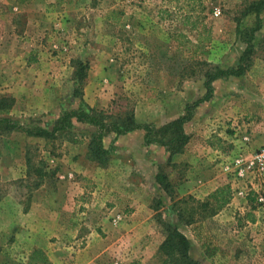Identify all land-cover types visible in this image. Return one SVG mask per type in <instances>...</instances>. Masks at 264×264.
Instances as JSON below:
<instances>
[{"label": "rangeland", "instance_id": "1", "mask_svg": "<svg viewBox=\"0 0 264 264\" xmlns=\"http://www.w3.org/2000/svg\"><path fill=\"white\" fill-rule=\"evenodd\" d=\"M77 1L83 9H92L83 10L87 18L82 13L88 25L81 19H72L64 24L68 30L56 27L51 32L59 51L91 52L90 65L95 71L84 96L93 102L89 107L103 114L107 128L110 123L120 124L127 115L152 130L181 117L186 104L204 95L206 72L236 67L244 49V32L254 26L253 15H241L252 0ZM12 12L16 21L13 19L10 24H15L20 34L15 39L16 47L10 50L23 52L31 39L36 43L46 40L43 31L28 32L30 27L26 28L20 17L22 11ZM9 13L12 14L0 7V17ZM36 21L42 27L43 21ZM259 23L260 29L251 38L252 53L244 73L211 82V97L198 105L190 121L183 124L182 130L189 140L182 153L187 157L183 159L178 157L182 153L176 154L173 156L181 159L174 166L159 165L142 176L134 173L132 179L137 185L146 184L139 195L149 203L151 231L144 235L143 241L147 239L144 244L134 246L138 255L123 264L159 263L157 241L163 235L155 220L175 227L189 243V258L200 264H264V156L247 168V162L264 149V10L259 13ZM76 24L86 30L74 31ZM5 30L3 25L0 34ZM5 33L9 36L10 31ZM11 40L7 39V43ZM101 68L107 70L102 73ZM74 88L64 84L52 91L54 98L61 100L56 108L52 105V116L57 114V108L61 114L79 107L78 98L72 96ZM82 90L83 87L81 96ZM22 101L24 96H19L17 104ZM47 112L8 116L23 127L49 129L55 119ZM70 130L73 135L87 136L95 128L72 121ZM139 132L143 134L142 130ZM63 143L61 139L45 143L16 132L0 138V264H49L41 255L26 261L24 256L29 250L6 244H27L24 232H19L22 215L29 210L50 215L54 204L59 206L54 208L60 211L61 219L72 226H67L61 236L49 227L46 230L34 227L35 244L36 238L44 235L48 242L56 244H122L129 254L132 246L128 242L116 243V236L123 238L126 232L100 230L91 217L95 208L91 206L90 193L96 186L79 174L76 180L81 177L82 187L73 196L71 183L56 178L53 167H47L49 159L59 156L56 151ZM107 149L111 160L113 148ZM24 154L31 166L41 162L48 168L36 189L32 188L34 175L25 176ZM235 160H240L241 177L234 171ZM157 174L167 177L170 198L161 195V189L152 180ZM186 182L194 184L191 193L190 187L184 188L185 193L179 191ZM221 186H228L229 199L215 210L213 203L207 202L209 194ZM204 202L209 207L203 208ZM103 204L101 211L108 215L113 205L108 201ZM121 210L129 209L122 205ZM110 217L107 218L110 227L116 228L119 223L113 226Z\"/></svg>", "mask_w": 264, "mask_h": 264}, {"label": "crops", "instance_id": "2", "mask_svg": "<svg viewBox=\"0 0 264 264\" xmlns=\"http://www.w3.org/2000/svg\"><path fill=\"white\" fill-rule=\"evenodd\" d=\"M64 1L65 3H63ZM0 7L7 8L12 13L0 17L1 28L4 25L5 32L10 31L9 36L5 32L0 34V40H2L0 42V95L11 97L14 101L8 114L18 113L19 116H25L48 111L47 113L51 114V118L56 120L60 115V109L57 108V114L52 116L54 114L52 105H55L56 108L60 105L61 100L59 97L54 98L52 91L62 88L64 84L73 85L75 82L73 79L75 62L86 65L81 99L88 107L91 106L92 100L88 101L84 96L86 86L92 82L91 73L95 71L90 65L91 52L87 50L85 52L82 50L59 51V44L54 42L56 38L51 30L56 29V27L57 29L68 30L64 24H68L67 21L70 23L73 21L72 19H81L83 24L88 25L89 22H84L82 13L83 10L92 11V9H83L77 0H0ZM12 11H22L20 17L22 22L26 24V28L30 27L28 32L43 31L44 35L47 36L46 40L36 43L31 42V39L28 43L29 47L23 52L14 49L16 47L15 39L20 31L15 24H10V22L16 21L14 18L16 14ZM83 15L85 14L83 13ZM85 18H87L86 15ZM7 19L12 20L8 21ZM36 19L43 21L42 27ZM82 28L86 30L83 25L76 24L74 31H81ZM15 29L17 30L14 31ZM22 34L25 35V32ZM12 36L14 40H11ZM7 39H10L11 42L7 43ZM80 40L76 39L75 41ZM74 44L78 45V43ZM30 46L33 48L31 49ZM11 47H14L13 50H10ZM106 70L101 68L102 73ZM19 96L25 98L21 104H17ZM70 135L72 140H64L65 143L59 146L56 151L59 156L55 159H49L47 167H53L56 178L65 179L67 184L71 183L69 188L70 190L73 189L70 193L73 196L74 193L81 190L82 186H79L81 177H85L96 186L90 193L92 196L91 206L95 208L91 217L96 225L101 227L100 230L110 228V230L114 229L115 232H126L123 238L116 236V243L128 242L132 246L129 248V254L122 248V244H110L111 246L108 244H104L105 246L102 244H56L48 242L44 235L38 236L36 238L38 243L35 244L34 227L38 230H46L45 228L49 227L51 231L57 233V236H61L60 234L66 230L67 226H72H69L71 222L68 224L61 219V213L57 211L59 206L56 204L53 206L57 208L53 207L54 210L50 215L46 211L41 212L39 210L37 213H33L34 210H29L23 214L24 220L23 224L20 225L19 232H24L27 244H6V246L18 250H29V253L24 256L26 261H29L31 251L38 250L49 264H123L124 261L130 262L138 255L134 246L144 244L147 241V239L143 241V237L151 231L150 218L152 216L146 198L139 195L140 192H143V187L146 184L145 186L144 184L137 185L132 178L135 174L137 176L146 175L148 171L156 170L157 166L167 164L168 153L150 144L144 145L143 134L139 130L118 136L108 133L102 138L101 145L106 150H108V146H111L113 152L111 160L108 161L109 165L107 163L106 167L101 169L85 160L88 135H73L72 131ZM149 151L150 154L148 155ZM178 157L184 159L187 156L182 153ZM178 157H170L169 163H178L181 159ZM79 174L81 177L76 180ZM152 180L154 181V176ZM193 185L192 182H186L179 191L185 193L184 188L190 187L189 192L191 193ZM161 193L164 195L162 191ZM160 200L162 201V198ZM104 201L113 205L109 209L108 215L101 211ZM122 205H127L129 210H121ZM114 213H121L124 219L116 228H111L107 218ZM49 220L51 221L50 224ZM161 240L157 241V244H160Z\"/></svg>", "mask_w": 264, "mask_h": 264}, {"label": "trees", "instance_id": "3", "mask_svg": "<svg viewBox=\"0 0 264 264\" xmlns=\"http://www.w3.org/2000/svg\"><path fill=\"white\" fill-rule=\"evenodd\" d=\"M264 10V0H252L246 4L241 15L248 14L253 15L254 26L248 31L244 32V38L242 43L244 49L237 59V65L234 69L229 70H214L210 73H205V80L203 82L204 95L191 104H186L183 109V115L176 119H173L164 125L156 129L148 128L135 123L132 115H127L120 124H111L107 128L104 125L103 114L95 111L92 107H88L83 103L81 99V87L85 78L86 65L80 62H75V71L73 72L74 89L72 96L78 98L79 107L76 110L63 111L54 120L52 126L49 129L40 127H23L9 118L8 113L13 105V99L0 95V138L8 136L12 132L21 133L23 136L34 139H41L45 143L55 142L57 139L71 141L70 129L72 127V121L78 124H85L92 128H95L94 132L88 134V141L85 149V160L94 164L98 168L104 169L109 161V151L102 148V138L108 134L123 135L125 133L142 130L143 131V144H156L165 148L168 153L167 164H170V157L176 154H181L185 145L188 143V136L183 132L182 126L184 123L190 121L192 111L201 103L206 102L211 97L210 84L216 79L223 77H239L246 68L249 66V59L252 53L251 38L253 34L260 29L259 13ZM238 21L236 20V23ZM264 147V146H263ZM25 164V176L28 177L33 174L36 181L33 183L32 188L36 189L46 176L45 171L47 167L41 162L38 165L31 166L29 160H26L24 154ZM174 166V164H171ZM53 173V171H52ZM154 180L161 191L167 196L171 197V185L168 182L167 177L160 176V174L154 177ZM229 199L228 186H221L216 188L209 194V202H212L215 210L224 206ZM204 202L201 204L203 208L209 207ZM191 214H189L190 216ZM177 219L180 221V216L176 214ZM162 230V241L158 245L157 251L159 256L158 264H200L188 256L189 243L187 239L173 226L160 220H155ZM41 252L38 250L31 251L29 255V261L32 258H37ZM44 258V257H43ZM44 260V259H43Z\"/></svg>", "mask_w": 264, "mask_h": 264}, {"label": "built area", "instance_id": "4", "mask_svg": "<svg viewBox=\"0 0 264 264\" xmlns=\"http://www.w3.org/2000/svg\"><path fill=\"white\" fill-rule=\"evenodd\" d=\"M245 140H246V138H245ZM263 156H264V149H262L259 154H257L256 156H254L252 158V161L247 162V168L252 167L255 162H260L261 159L263 158ZM239 163H240V160H235L234 161V165L236 166V168H235L234 171H235L237 177H241L242 176V169L240 168V164ZM261 169L262 168H260V170ZM123 218L124 217H123V215L121 213H114L110 217V223L113 226H115L118 223H120Z\"/></svg>", "mask_w": 264, "mask_h": 264}]
</instances>
